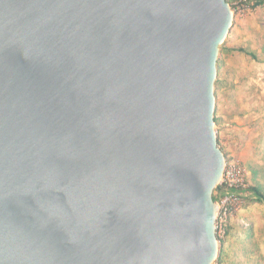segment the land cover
Returning <instances> with one entry per match:
<instances>
[{
  "label": "water",
  "instance_id": "obj_1",
  "mask_svg": "<svg viewBox=\"0 0 264 264\" xmlns=\"http://www.w3.org/2000/svg\"><path fill=\"white\" fill-rule=\"evenodd\" d=\"M227 0H0V264H213Z\"/></svg>",
  "mask_w": 264,
  "mask_h": 264
},
{
  "label": "rangeland",
  "instance_id": "obj_2",
  "mask_svg": "<svg viewBox=\"0 0 264 264\" xmlns=\"http://www.w3.org/2000/svg\"><path fill=\"white\" fill-rule=\"evenodd\" d=\"M255 2L231 0L232 26L220 46L215 129L227 168L242 170L246 189L218 226L213 264H264V203L256 202L249 190L255 181L264 189V5ZM220 193H214L217 200Z\"/></svg>",
  "mask_w": 264,
  "mask_h": 264
},
{
  "label": "built area",
  "instance_id": "obj_3",
  "mask_svg": "<svg viewBox=\"0 0 264 264\" xmlns=\"http://www.w3.org/2000/svg\"><path fill=\"white\" fill-rule=\"evenodd\" d=\"M218 186L219 189L216 188V192L221 190V193L217 200L219 210L216 219V233L223 218H227L234 207L239 205L241 192L246 189L242 170L236 165L228 169L226 165L223 177Z\"/></svg>",
  "mask_w": 264,
  "mask_h": 264
},
{
  "label": "trees",
  "instance_id": "obj_4",
  "mask_svg": "<svg viewBox=\"0 0 264 264\" xmlns=\"http://www.w3.org/2000/svg\"><path fill=\"white\" fill-rule=\"evenodd\" d=\"M229 3L231 2V0H227ZM256 2H255V5L256 6H263L264 5V0H255ZM239 52H242V53H244V54H247V55H249L252 59H256L257 58V56H256V54L255 53H252V52H248L247 50H246V48H244V47H239L238 49H237ZM220 59H222V52H221V58ZM220 59L218 60V66L220 65ZM219 68V67H218ZM218 71H219V69H218ZM221 85H222V81H221V71H220V76H219V78H217V80H216V83H215V87H216V89H220L221 88ZM216 95H217V93H216ZM215 123H217V118L215 117ZM218 144H219V140H218ZM220 145V144H219ZM217 189H219V186L217 187ZM216 189V190H217ZM215 190V191H216ZM249 190L251 191V193H252V196H253V198H254V200L256 201V202H259V203H264V189L262 188V186L259 184V183H257L256 181L253 183V185H251V187L249 188ZM214 199H215V201H217V197H216V195L214 194Z\"/></svg>",
  "mask_w": 264,
  "mask_h": 264
}]
</instances>
